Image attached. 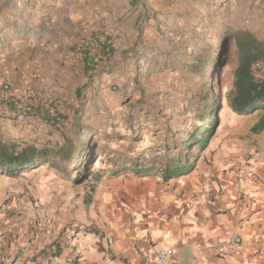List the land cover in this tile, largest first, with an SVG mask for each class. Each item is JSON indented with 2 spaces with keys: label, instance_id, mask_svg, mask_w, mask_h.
<instances>
[{
  "label": "rangeland",
  "instance_id": "374dc122",
  "mask_svg": "<svg viewBox=\"0 0 264 264\" xmlns=\"http://www.w3.org/2000/svg\"><path fill=\"white\" fill-rule=\"evenodd\" d=\"M70 2L72 0H0L1 65L4 56H7L5 63L7 61L10 65L6 51L14 44L24 41L33 44L34 40L36 45L29 48L32 49L31 56L26 55L19 67L33 63L41 65L37 57L41 55L43 35L54 28L52 20L68 14L66 8ZM133 7L141 11L135 21L126 18L133 49L130 52L124 50V54L117 53V62H125V65L121 73L112 78L109 86V90L117 95L114 104L104 94L93 95L89 100L86 98L88 93L81 98L80 92L78 104H70L68 100L61 101L57 97L58 103L54 106L57 118L68 120L58 121L60 125L47 122L46 126L32 122L37 119L36 116L45 120L50 118L46 107L31 104L32 110L27 119L21 120L18 107L11 104L12 108L4 113L0 104V140L51 146L65 145L67 141L68 144H78L80 151L74 159L76 164L73 160L63 164V172L51 168V177L59 180V191L69 196L75 205L74 210L84 206L92 214H101L105 211L103 204H119L122 198L134 197V193L129 191L132 186L130 181L118 178L114 173L116 165L130 167L140 160L142 168H153L150 172L154 180L165 182L159 170L166 160L176 161L180 157L179 152L185 151L179 144L204 126L201 114L212 102L218 104L212 112L216 109L219 122L209 138L207 145L210 146L203 150L199 145L195 146L196 140L190 139L187 149L191 150L193 157L202 156L198 170H208V173L204 172L207 177L200 179L203 189L219 183V170L230 169L232 161L246 162L248 156L257 153L260 159L264 158V145L259 142L260 138H253L251 131L261 113L239 114L228 105L227 94L233 87L238 64L235 43H227L220 73L213 77L214 96H211L208 87L196 85L195 73L192 72L193 65L198 64L195 56L202 51L215 56L225 35L232 30L248 29L264 42V0H136ZM104 29L119 37L115 28ZM99 32L102 34L103 30ZM89 36L97 35L93 33ZM78 43L73 50H77ZM73 44L70 43L71 48ZM97 64L98 59L87 67L96 70L99 68ZM6 67L11 75L19 70V67L15 70ZM35 76L41 77L37 72L32 77ZM1 77L2 74L0 84ZM91 77L92 74L83 80L87 78L89 82ZM207 95L210 96L208 100ZM22 98L25 99L24 106L29 101V95ZM81 99L83 105L80 104ZM18 101L21 99L18 98ZM58 104H63L70 113L62 111L64 108H58ZM81 106L76 133L71 122L75 121ZM260 112L264 113L261 109ZM210 119L214 120L213 117ZM89 153L91 155L87 160ZM247 162L245 165H248ZM41 166L38 168H44ZM69 166L73 169L72 173L66 174ZM98 177L101 179L96 183ZM93 186H97V190L94 204L90 207L86 198ZM105 194H111V197L104 200ZM91 228L92 225H86L84 229Z\"/></svg>",
  "mask_w": 264,
  "mask_h": 264
},
{
  "label": "crops",
  "instance_id": "0c3cea01",
  "mask_svg": "<svg viewBox=\"0 0 264 264\" xmlns=\"http://www.w3.org/2000/svg\"><path fill=\"white\" fill-rule=\"evenodd\" d=\"M133 2L72 0L66 8L68 14L52 20L54 28L43 35L41 55L37 57L41 65L33 63L20 68L26 55L31 56L32 49L29 48H33L36 42H18L6 51L10 65L7 61L5 63L7 56H4L2 65L0 63L1 78L7 71L6 66L14 70L19 67L12 75L13 92L17 97H25L31 90L45 87L55 91L58 99L68 100L70 104H78L80 92L81 98L88 93L86 98L89 100L93 95H108L114 104L117 95L109 90V86L112 78L120 74L125 65V62H117V53L124 54V50L130 52L133 49L126 21H135L141 11L133 7ZM108 27L115 28L119 37L100 34V30ZM93 33L102 46L97 50L99 65L96 67L99 68L96 70L81 62L77 50H73L79 40ZM61 36L62 39H57ZM109 42H112V47L107 53L103 47ZM70 43H75L72 48ZM36 72L41 77L34 81L32 76ZM91 74L89 82L87 78L83 80ZM80 104H84L83 99ZM34 105L48 108L43 104ZM58 108H64L63 104H58ZM82 108L78 115L72 114L76 115L75 121L71 122L76 133ZM62 111L70 113L66 108ZM256 113L261 114L254 124L264 115L260 110ZM36 117L33 123L47 125L45 119ZM65 120L68 119L62 118L61 121ZM256 137L264 145V130L254 133L253 138ZM208 150L210 154L211 150ZM200 158L194 157L195 166L189 173L165 182H158V177L157 181L154 180L152 170L143 175L132 171L114 172L118 178L130 181L132 186L129 191L134 193V197L122 198L119 204H103L105 211L101 214H92L84 206L74 210L75 205L68 195L59 191V180L51 177L52 169L47 165L25 172L20 177L4 175L0 170V235L3 236L0 264H63L74 250L82 259L79 264H149L145 260L149 251L145 240L148 232L158 240L165 235L182 240L183 244L174 255L172 264H264V158L260 159L257 153L248 156V165H245V160L232 161L230 169L219 170V183L205 189L200 179L207 177L208 170H198ZM117 169L115 167V171ZM251 172L256 176H252ZM239 180L243 189L254 197V203L249 207L238 199ZM202 189L215 190L214 199L197 198ZM96 190L87 206H93ZM110 197L111 194H105L103 199ZM39 206H43L53 219L49 228L37 227ZM86 225H92V228L84 229ZM233 234L243 238L239 253L220 256L214 247L218 242L226 244ZM56 245L59 255H52Z\"/></svg>",
  "mask_w": 264,
  "mask_h": 264
},
{
  "label": "trees",
  "instance_id": "16d2710c",
  "mask_svg": "<svg viewBox=\"0 0 264 264\" xmlns=\"http://www.w3.org/2000/svg\"><path fill=\"white\" fill-rule=\"evenodd\" d=\"M223 42L218 46L219 50H217L215 56L203 54V51L195 56L198 64L193 65L192 72L195 73L196 85L201 88L208 87L211 96H214L215 85L213 84V77L220 73V67L224 63L222 57L227 43L234 42L237 47L238 64L234 71L233 87L227 94L228 105L239 114H251L260 109L264 111V80L257 78L253 72V64L257 61H264V42L248 29L240 28L226 34ZM219 82L220 78H218ZM208 99H210V96L207 95L206 100ZM18 103L19 101L10 100L5 104ZM0 104L3 103L0 102ZM217 105L212 102L210 106L204 108L201 114V123L204 126L195 133H191L189 135L190 138L182 140L183 142L179 145L185 148V151L179 152L180 157L176 161H165L164 167L160 170L165 180L189 173L194 168L196 161L191 154V150H187L190 145V139L196 140L195 146L199 145L201 148L207 146L209 138L219 122L216 109L212 112L213 107ZM210 117H213L214 120L210 119ZM50 118H47L46 121L50 122ZM55 121L60 125L58 121H61V118H56ZM263 130L264 115L251 127L253 133H261ZM68 143L69 141L65 145L51 146L50 144L0 140V170L2 174L10 177H20L25 172L32 171L40 167V165H47L59 172H63L64 168L62 165H66L71 160L74 161L80 151L78 144ZM80 155L81 157L84 156V154ZM90 155L91 153L87 155V160ZM139 161L136 160L130 167H126L125 164L116 165L118 169L115 173L132 171L137 175H143L153 170V168L147 166L142 168ZM191 161L193 163H190ZM181 162L183 164H180ZM73 163L76 164V161ZM72 170V167L69 166V170L65 173L71 174ZM100 179L101 177H98L96 183ZM95 190L96 186H93L92 192L86 198L87 204L92 202ZM52 255H59L58 245L52 249Z\"/></svg>",
  "mask_w": 264,
  "mask_h": 264
},
{
  "label": "built area",
  "instance_id": "2783aa9c",
  "mask_svg": "<svg viewBox=\"0 0 264 264\" xmlns=\"http://www.w3.org/2000/svg\"><path fill=\"white\" fill-rule=\"evenodd\" d=\"M103 36L109 35L113 38L116 37V33H112L110 30L104 29ZM100 41L95 37L88 36L82 39L77 45V56L80 60L87 63L88 65H93L94 62L98 59L97 57V50L101 48ZM112 42H109L103 49L107 52H111ZM253 72L255 76L261 80H264V61H257L253 64ZM39 76L33 77V80H38ZM58 87L61 84L58 82ZM45 88V87H44ZM44 88L39 87L37 90L30 92L29 94V101L26 105L22 106L24 100L22 97H17L13 92V83H12V75L9 71L4 73L3 79L0 84V102H2V111L4 113L8 112L11 104H5L10 100L18 101V98L21 99L18 104H13V107H18L19 119L24 120L27 119V115L29 111L32 110V105L34 104H43L47 105L49 113L51 115L50 122L54 125H58L56 123V118L58 114L54 106L58 103L57 101V94L55 91L47 90L45 91ZM32 104V105H31ZM54 105V106H52ZM35 106V105H34ZM252 176H256L253 172H251ZM238 192L237 196L238 199L242 202V204H246L247 207L254 203V197L250 196L244 189L242 181H237ZM204 197L208 201H212L215 197V190H206L200 191L197 195V198ZM38 222L37 227L38 229H46L52 224L53 219L47 213L45 208L39 206V215H38ZM145 240L148 246V253L145 256L146 262L149 264H172L174 255L176 254L178 248L183 244L181 239L173 238L170 235H165L161 240H158L153 233L148 232L145 235ZM3 241V236L0 235V242ZM243 245V238L239 234H233L232 237L226 244H218L214 247L216 253L220 256H227L229 254H236L239 253L241 246ZM81 257L76 250L72 251L67 260L63 264H79L81 262Z\"/></svg>",
  "mask_w": 264,
  "mask_h": 264
}]
</instances>
